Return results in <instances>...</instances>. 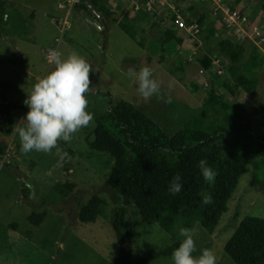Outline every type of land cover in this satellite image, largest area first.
Listing matches in <instances>:
<instances>
[{
    "label": "rangeland",
    "instance_id": "1",
    "mask_svg": "<svg viewBox=\"0 0 264 264\" xmlns=\"http://www.w3.org/2000/svg\"><path fill=\"white\" fill-rule=\"evenodd\" d=\"M175 1L168 3L174 9L158 5L156 12L166 16L167 25L176 11L185 18L186 8L196 0ZM69 2L6 0L10 20L0 36V101L26 98L34 102L45 94L48 98L64 96L80 105L78 113L60 106L50 112L55 134L67 147L65 155L33 113L13 111L9 120L0 115V264H112L119 254L111 227L115 194L107 183L112 163L107 153L93 152L85 141L96 116L123 98L143 107L172 131L176 126L167 119L171 111L178 123L188 120L202 106L210 88L201 82L197 61L206 51L207 30L187 37L179 52L171 53L162 49V31L150 27L153 15L135 10L134 4L105 0L112 14L105 13L109 25L101 32L88 21L87 12L71 8ZM255 2L241 0L235 6L250 15ZM207 9L205 23L215 21L216 37H222L226 28L222 17L216 19L213 10ZM125 12L144 46L114 23L125 19ZM257 24L264 33V10ZM228 32L229 39L243 40L247 57L256 47L263 64L252 70L257 77L252 95L240 90L234 99L224 87H217V93L228 106L264 102V43L249 32L245 37ZM12 53L21 61H11ZM228 78L225 75L223 81ZM251 126L254 136H264V113L251 117ZM20 185L30 188V199H24ZM94 195L104 201L97 221L73 226L71 218ZM32 212L45 213L39 226L28 220ZM246 215L264 217V158L251 157L227 211L212 232L199 221L183 228L175 226L173 233L157 223L140 225L141 236L132 244L133 257L140 260L186 238L185 248L149 264H232L224 245Z\"/></svg>",
    "mask_w": 264,
    "mask_h": 264
},
{
    "label": "trees",
    "instance_id": "2",
    "mask_svg": "<svg viewBox=\"0 0 264 264\" xmlns=\"http://www.w3.org/2000/svg\"><path fill=\"white\" fill-rule=\"evenodd\" d=\"M240 1L236 0V3ZM224 3L238 9L236 3L231 5L226 0ZM5 4L6 0H0V36L3 25L10 20ZM77 6L87 13L93 8L102 15L112 14L105 0H83ZM207 7L212 9L196 0L186 8L188 15H184L187 24L196 22L200 31L208 32L204 40L206 51L197 61L208 72L211 84L202 106L193 116L178 123L171 111L167 119L176 129L169 131L143 107L121 98L96 116L93 128L85 136L89 148L96 153H107L112 163L107 183L115 194L111 227L119 245V254L112 264H149L186 247V238H181L135 260L132 244L141 236L140 225L157 223L173 233L175 226V229L183 228L199 221L204 229L212 232L227 211L231 195L251 157L264 158V136H254L251 126V117L264 113V102L251 107L240 102L228 106L216 90L224 87L234 99L240 90L252 95L257 85L252 70L255 65L263 64L259 57L261 53L253 47L247 57L243 40L229 39L226 28H223L222 37H216V22L205 23ZM252 9L253 12L247 14L252 22H257L259 13L264 10V0H256ZM123 15L125 19L115 20L116 24L144 46L138 40L128 13ZM213 15L216 19L220 17ZM153 17L150 27L162 31V49L178 53L184 40L191 36L177 26L175 14L168 25L165 15L156 12ZM10 56L11 61H21L15 53ZM215 59L220 60L222 75L217 74V66L213 64ZM175 63L178 64L177 60ZM170 72L175 70L170 69ZM225 75L229 78L223 81ZM147 77L149 79L150 75ZM56 106L65 107L71 113L79 111L78 106L64 96L48 98L44 94L34 102L26 98H4L0 101V115L9 120L13 111L33 113L38 125L53 136L54 144L65 155L67 147L49 121L50 112ZM20 186L24 199H30V188ZM103 203L102 198L94 195L71 218L73 226L96 222ZM45 216V213L32 212L28 220L39 226ZM224 252L232 264H264V217L246 215L226 241Z\"/></svg>",
    "mask_w": 264,
    "mask_h": 264
},
{
    "label": "built area",
    "instance_id": "3",
    "mask_svg": "<svg viewBox=\"0 0 264 264\" xmlns=\"http://www.w3.org/2000/svg\"><path fill=\"white\" fill-rule=\"evenodd\" d=\"M83 0H71V3L73 5L79 4ZM110 4H115L118 1L121 0H110ZM123 2H127L129 4H134L135 10L141 9L142 11H145L147 13H151L152 15L156 13L158 5H166L169 7L171 6L168 4L171 1L167 0H122ZM200 4H207L212 6V10L214 14H219L220 17H222L224 25L227 29L237 31L236 33L239 34L242 37H245V33H251L259 43H264V33L262 31L261 25L257 24V22H252L250 20V17L247 13L243 12L240 9H232L230 5H227L224 3V0H198ZM133 6V5H132ZM173 8V7H172ZM171 8V9H172ZM174 9V8H173ZM174 14L177 16L176 24L177 26L184 30L187 34H189L191 37H194L195 35L200 33V26L198 23L194 22L191 24H187L185 18L182 17V15L179 14V12H174ZM222 15V16H221ZM242 25V26H241ZM245 35V36H244ZM52 53L50 52L48 54L49 57H51ZM213 64L217 66V74L222 75L223 69L220 67V60L215 59L213 61ZM199 75L201 78V82L205 87L210 86L211 82L208 76V72L204 68L199 69Z\"/></svg>",
    "mask_w": 264,
    "mask_h": 264
},
{
    "label": "crops",
    "instance_id": "4",
    "mask_svg": "<svg viewBox=\"0 0 264 264\" xmlns=\"http://www.w3.org/2000/svg\"><path fill=\"white\" fill-rule=\"evenodd\" d=\"M68 1H70L69 2V4H70V7L72 6V7H74V6H77L78 4H75V5H73L72 3H71V0H68ZM85 1V0H84ZM63 4H59V7H61ZM71 7V8H72ZM77 8L78 9H80L81 11H85V10H82V8H80L79 6H77ZM61 9V8H60ZM91 9V11H90V13H87L88 14V21L90 22H92L94 25L96 24L99 28H100V31L101 32H103L105 29H106V27H107V25H109V22H107L106 21V19H105V17H104V15H102V14H100V13H98L97 11H94V9L93 8H90ZM95 13H97V15L95 14ZM68 14H69V11H68ZM95 14V15H94ZM68 16V15H67ZM114 23H116V22H114ZM102 28V29H101ZM103 49H105V44H103Z\"/></svg>",
    "mask_w": 264,
    "mask_h": 264
},
{
    "label": "water",
    "instance_id": "5",
    "mask_svg": "<svg viewBox=\"0 0 264 264\" xmlns=\"http://www.w3.org/2000/svg\"><path fill=\"white\" fill-rule=\"evenodd\" d=\"M102 29V28H101Z\"/></svg>",
    "mask_w": 264,
    "mask_h": 264
}]
</instances>
